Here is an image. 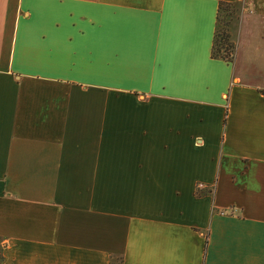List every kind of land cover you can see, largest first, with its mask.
<instances>
[{
	"label": "crops",
	"instance_id": "crops-1",
	"mask_svg": "<svg viewBox=\"0 0 264 264\" xmlns=\"http://www.w3.org/2000/svg\"><path fill=\"white\" fill-rule=\"evenodd\" d=\"M0 264H264V0H0Z\"/></svg>",
	"mask_w": 264,
	"mask_h": 264
},
{
	"label": "trees",
	"instance_id": "trees-1",
	"mask_svg": "<svg viewBox=\"0 0 264 264\" xmlns=\"http://www.w3.org/2000/svg\"><path fill=\"white\" fill-rule=\"evenodd\" d=\"M231 6H234V4L221 3L219 6L217 29L212 49L213 58L229 62H233L236 53V44L230 34L231 15L228 13Z\"/></svg>",
	"mask_w": 264,
	"mask_h": 264
},
{
	"label": "rangeland",
	"instance_id": "rangeland-1",
	"mask_svg": "<svg viewBox=\"0 0 264 264\" xmlns=\"http://www.w3.org/2000/svg\"><path fill=\"white\" fill-rule=\"evenodd\" d=\"M239 10V6H231L230 7V10H229V13L228 14H230L231 15V18H230V20H231V23H232V21H233V19L234 18H236V12ZM231 11H232V13H231ZM199 186V185H198ZM198 188V187H197Z\"/></svg>",
	"mask_w": 264,
	"mask_h": 264
},
{
	"label": "built area",
	"instance_id": "built-area-1",
	"mask_svg": "<svg viewBox=\"0 0 264 264\" xmlns=\"http://www.w3.org/2000/svg\"><path fill=\"white\" fill-rule=\"evenodd\" d=\"M203 187H204L203 185H199V186H198V189L203 188Z\"/></svg>",
	"mask_w": 264,
	"mask_h": 264
}]
</instances>
